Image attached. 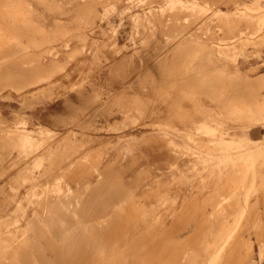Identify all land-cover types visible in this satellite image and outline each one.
<instances>
[{"label":"rangeland","instance_id":"374dc122","mask_svg":"<svg viewBox=\"0 0 264 264\" xmlns=\"http://www.w3.org/2000/svg\"><path fill=\"white\" fill-rule=\"evenodd\" d=\"M22 1L21 7L11 11L14 15H11L10 18L13 19V22L16 21L15 26L12 27L9 24L8 27L4 25L3 21L0 22L4 25V28L2 24V27L0 26V31L2 30L0 45H6V42L15 40L16 36H11L15 32L13 28L16 29L17 37H23L21 36L24 34L22 31L34 36L37 32L39 38L53 40L35 44L36 41L33 42L25 37L18 43L29 48L26 49L27 51L25 48L21 50H25L28 54L29 51H34L33 55L36 52H44L46 59L48 56L49 59H54L57 63L50 64L51 69L43 71L47 75L40 78L34 77V73H29L36 81L33 82L35 87L27 94L22 95L18 88L29 80L0 81L1 111L6 115L10 112V104L17 108L24 105L27 120L32 124H37L38 121L33 114L35 108L49 106L55 102L57 108L54 112H68L63 105L65 95L69 94L75 100L80 101L79 89L87 93L94 103H90V107L84 110L79 121L67 126H65V122L51 123L52 131L45 136V139L47 144L53 145V150L47 152L45 149L46 153L43 159L37 154L24 158L21 153L16 152L14 145L12 151L5 147L0 158V188H37L38 194L34 196L36 197L39 195L40 188L116 187L111 186L109 181L136 178L117 175L111 177L109 176L110 172L137 173L138 184L124 188L177 189V191L165 190L166 193L162 191L166 197L159 198V201L156 202L160 203L158 206L155 204L157 212L166 214L169 211L165 215L168 217L167 222L160 223L163 227L159 223L157 225L161 226L163 230L170 228V238H167L169 234L168 236L164 234L161 237L163 230H160L158 226L162 233L156 232L157 235L154 231L156 226L153 228L150 225L152 229L148 225L145 226L144 228L148 230L145 233V229H143L142 236L143 234L144 236L139 244V250L144 254L143 257L140 251V264H152V262L155 264H262L264 166L261 170L259 169L260 175L256 178V183L251 184L249 165L252 159L245 155L235 157L234 163L229 162V165L226 166L225 162H219L216 157L219 152L217 144L213 141V135L204 132L206 131L205 127L197 128L199 125L208 124L223 134H245L249 138H253L249 130L261 122L256 121L257 118L253 116V111L249 109V102L252 98L250 91L253 83H248L250 77L247 76V70L255 67L259 68L257 73L263 71L264 66L261 67V65H264V55L254 67L240 66L237 59L242 54L243 56H249V54L253 56L264 52V7L253 9L254 11L247 10L244 3H250L252 0H238V5H235L236 0H233L232 3H226L223 0L217 6L233 9V12H230V15L229 13L225 14L229 18L223 17V15L215 18L213 9L211 12L206 10L210 14L209 16L207 12L204 14L203 9L194 8L195 4L193 3L196 0H135V2L124 0V3L122 0H101V2L96 0V3L99 1L96 5L92 4L93 0H77V3L74 0ZM260 2L264 4V0H260ZM75 3L78 8L74 6ZM86 3L90 4L86 5ZM143 3L144 5H142ZM181 4L182 8L179 7ZM82 5L83 9H80ZM90 7L91 9H89ZM57 10L58 12H56ZM65 10L68 13L64 12ZM195 11H203V14ZM58 13L63 17L57 16ZM135 13H137V18ZM131 14H134L135 17ZM205 16L209 17L205 18ZM260 16H263V21ZM214 19L218 20L215 22ZM5 26L8 27L10 36L9 33H5L4 30L7 29ZM253 31L260 32L257 33L258 36L255 32L254 36ZM255 40L257 41L255 42ZM36 49L37 51H35ZM25 51L22 52L21 58L19 57L20 53V55L13 56L7 52L5 54L8 55V59L20 60L19 65L17 64L19 67L32 68L40 63L41 54L36 53L38 58L32 57L31 52L29 56H25ZM35 57L36 59H34ZM8 59L0 60V69L8 64ZM16 72L11 76L26 77ZM49 72H51L50 75H48ZM260 86L264 88L263 80ZM34 102L37 104L31 108L30 105ZM128 117L129 124L134 125L133 127L125 125L120 129L115 128L117 125L124 124ZM12 125L8 122L0 123V135L10 139L15 137L8 132H11V128L13 133L15 132ZM164 129L171 130L165 131ZM185 129H189L190 132ZM177 130L179 133L188 131L187 136L189 137L186 136V132L184 133L186 139L183 135L179 137ZM1 131L5 133L3 134ZM171 131L178 138L173 133L171 135ZM193 131L194 133L200 132L194 134ZM126 133L129 134L120 137L121 134ZM170 136L175 137L174 140L179 143L183 153H178V155L173 153L169 143ZM191 136H194L196 140H192ZM127 141H129L128 145ZM187 144L188 146H185ZM191 144L193 145L191 148L196 146L200 151L194 153V148L193 151L191 148L188 149ZM65 146H68L69 151L62 153ZM192 153L195 159H199L196 161L197 164H194L190 159ZM117 157L121 158L117 159ZM208 157L209 160L206 159ZM17 159L19 160L17 161ZM38 162H40L39 166H37ZM67 163L74 164L75 167L64 168L63 166L66 167ZM134 165H137L136 172L132 170ZM121 167L124 168L121 169ZM33 168L35 175L31 174ZM71 172L83 173L84 177L75 175L79 178L76 183L72 179ZM244 172L247 174L246 179L242 176ZM59 173H61V177L58 178L60 181L56 183ZM23 176H26L25 179ZM179 188H184L186 191L181 189L179 193ZM195 188H206L203 189L204 193H201L200 189L203 198L205 190L207 193L211 189L212 191L208 193L210 197H207L209 195L206 194L205 199H198V205L196 204L194 209L193 206L189 207L187 202L190 201L183 197L196 196L199 198V189L196 191ZM233 188H235L234 192ZM236 188H254V190L247 202L249 208L246 207L245 215L240 218V221L243 220L240 226L241 231L233 235L228 243L220 249L217 246L224 239L221 231L225 224H231L229 217L226 216L229 212L231 213L228 208L233 206L231 207L232 211L234 208L237 213L243 209V205L240 203L244 201H242L241 194L235 192ZM187 189L189 192L192 190L190 196ZM176 192L181 195H175ZM174 195L178 199L175 200ZM225 195L228 199L225 200L226 202L224 201V205L229 207L221 209V212H214L213 207L218 201L217 198L219 196L222 198ZM181 197L185 200V202L183 201L185 205L181 202ZM212 198H216V201ZM166 200L168 203L170 202L169 206H166ZM179 201L183 206L179 205ZM159 205L164 206V211ZM209 205L212 206L213 211L207 210L212 215H210L211 218L206 217V219L214 220V224L211 222L212 220L205 222V217L202 219L207 215L205 214L206 206ZM166 207H170V210ZM149 209L151 207L147 208V210ZM194 211L203 214H196ZM222 211L225 213L222 214ZM187 213H191V215L194 213L193 219L190 214L186 215ZM168 214L174 217L170 216L169 218ZM194 215L202 216L199 220L202 225L205 223V227L200 225V228L203 227L202 229L188 232L186 229L182 233L176 230L178 233L175 234V229L183 227L181 226L182 222L185 223L187 219L193 221ZM173 220L175 222L178 220L181 223L177 221L175 225ZM169 221L172 222L169 223ZM218 223L219 225L216 226ZM166 225H170V227ZM206 225L209 226L206 227ZM192 226L194 227V225ZM198 226L195 224V227L198 228ZM171 227L172 229L174 227L173 231H171ZM210 228L214 230L211 231ZM148 231L152 232V235H146ZM213 231L216 232L215 235L211 234ZM207 232L210 233L209 236ZM220 232L222 235L216 236ZM154 233L157 239L156 236L153 238ZM148 236H153L149 239L155 240L150 242ZM156 240L159 244H156ZM154 242L155 244H153ZM208 242L209 244L215 243L216 246H208ZM151 245L153 249L157 247L156 254L155 250L150 247ZM145 249L148 251L144 252Z\"/></svg>","mask_w":264,"mask_h":264},{"label":"bare ground","instance_id":"6f19581e","mask_svg":"<svg viewBox=\"0 0 264 264\" xmlns=\"http://www.w3.org/2000/svg\"><path fill=\"white\" fill-rule=\"evenodd\" d=\"M74 1L76 2L77 0H74ZM123 1L124 0H122V2ZM129 1H127V2H129ZM131 1L135 2V0H131ZM139 1H143V0H139ZM232 1L233 0H224V2H226V3H232ZM49 2H51V1H49ZM97 2L99 3V1H97ZM100 2H101V0H100ZM219 2L222 3L223 0H203V2H202V0H196V1H194V3L193 2L192 3L195 4L194 8L203 9L205 11L204 14L208 10L211 12V10L213 9V13H214L213 15L215 18H217L219 16L221 17L222 15L224 17L226 13H229V15H230V12L231 13L233 12L232 11L233 9H224V8L218 7L217 4ZM76 3L74 6H76ZM90 3H86V5L87 4L89 5ZM93 3L95 5L98 4V3H96V0H95V2L93 0L92 4ZM140 3H142V2H140ZM22 4H23L22 0H0V22L3 21L4 25H7L8 27H9V24H11L12 27L15 26L16 21L14 20V22H13V19L10 18L11 15H14V13H11V11L12 10L14 11V9L17 7H21ZM52 5H54V4H52ZM138 5H139V3H138ZM142 5H144V3ZM235 5H238V0H236ZM152 6H153V4H152ZM215 6H217V7H215ZM244 6H245V8H247V10L248 9L253 10V9H259V8L262 9V7H264V4H262L260 2V0H252L250 3H244ZM179 7L182 8V4ZM73 8H75V7H73ZM173 8H174V6H173ZM68 9L69 8H67V10ZM70 9L72 10L71 7H70ZM80 9H83V5H82V7H80ZM89 9H91V7ZM152 9H154V8H152ZM52 10H54V9H52ZM58 10L60 11V9H58ZM58 10L56 12H58ZM74 10L76 11L77 9H74ZM68 11L65 10L64 12L68 13ZM152 11H155V10H152ZM71 12H70V14H71ZM78 12H79V10H78ZM195 12H197V11H195ZM198 12H200V11H198ZM236 12L238 13L237 7H236ZM261 12H262V10H261ZM60 13H62V12H60ZM200 13L203 14V11ZM74 14H76V13L74 12ZM80 14H83V13H80ZM135 14H136V18H137V13H135ZM131 15L134 16V14H131ZM263 15H264V13H263ZM57 16H62V15L59 14ZM71 16H72V14H71ZM209 16H210V14H209ZM208 17L205 16V18H208ZM225 17L229 18L228 16H225ZM260 17L262 18L263 16H260ZM260 17H258V19H260ZM59 19H61V18H59ZM214 20L216 22L218 19L217 20L214 19ZM260 20H259V23H260ZM262 21H263V18H262ZM56 22H58V21H56ZM3 23H1V24L3 25ZM77 23H78V21H77ZM1 24H0V26H1ZM60 24H61V22H60ZM4 25H3V28H4ZM66 25H67V23H66ZM7 26H5V27H7ZM8 27H7V29H5V30L3 29V30L5 31V33H9V36H10L11 33L8 30ZM13 29L15 30V32H13L14 35H12L13 34L12 33L11 36L12 37L16 36L15 40L14 41H8L9 43L6 42V45H3V44L0 45V58L1 59L2 58L8 59V57H7L8 55L6 56V54H5L6 52L10 53L13 56V55L19 54L21 49H24V48H25V50L28 49L29 48L28 46L23 47L18 43V41L20 42V40L25 38V37L29 38V40H31L33 42L36 41L35 44H39L40 42H43V41L53 40V39H49V38H39L37 35V32H36L35 36L32 34L29 35V33H27L26 31H22V33L24 32V34L21 35L23 37H17L16 29L15 28H13ZM255 32L257 34L260 31H255ZM255 32L253 34L254 36H255ZM257 36H258V34H257ZM5 38H7V37H5ZM234 40H235V38H234ZM256 41L257 40H255V42ZM0 42H1V40H0ZM253 42H254V40H253ZM36 47H37V45H36ZM25 50H23V51H25ZM23 51L21 50V53H20L21 55L19 54L20 58L22 56ZM26 51L24 52L25 56L26 55L29 56L31 51H29V54H28V52L26 53ZM35 51H37V49ZM33 52H31L32 57L36 56L38 58V56L36 55V53H37V54H41V55L43 54L42 58H45L42 60L41 55H40V60H39L40 63L37 64L35 67H32V68L19 67L18 62L20 60L15 61L14 59L9 58L8 64L1 67V69H0V81H2V82L24 81V80L27 81V80H29V82H26L24 85H22L18 88V90H20L22 95L27 94V92L29 90H32V88L35 87L34 86L35 84L33 82H35L36 80L34 81L33 80L34 78L31 77V75L29 73H34L35 74L34 77L40 78L44 75H47V74H44L43 71L51 69L52 66H50V64L54 65L55 63H57L56 60L54 61V59H49L48 56L46 59V56H44V52H39V53L36 52V53H34L35 55H33ZM10 54H9V56H10ZM23 56H24V54H23ZM36 57L34 59H36ZM262 66H264V65H261V67ZM252 67H254V66H252ZM258 69L259 68L254 67L252 69L247 70V76L250 77V79H248V83H253V85L251 87V91H250V95L252 96V98H251V101L249 102L250 106L249 105L248 106H249V109L253 111V116H255L257 118L256 121L263 122L264 121V88L262 87L263 84H262V86H260V84H261L262 80L264 81V70L260 71V73H257ZM15 71H17L16 73L23 74L26 77L11 76L12 74H15ZM51 72H49L48 75H50ZM253 75H255V76H253ZM78 94L80 96L81 102L75 100L69 94L65 95L63 105L66 108V110H68V112H66V111H64V113H62V111L48 112L46 118H44V119L36 117V119L38 121L37 124H32V123H30L29 120H27L26 113H25L26 107L24 105H22V107L20 106L17 108V107H14L10 104V107H9L10 112H9V114H6V115L0 109V123L6 124V122H8V124H13L12 126L14 127V130L16 132V133L15 132L13 133L12 128H11V132L8 131L9 133L13 134V136H15V137H12L11 139L10 138H4L0 135V158H1L2 151H5L4 150L5 147H7V150L12 151V147L15 146L16 152H19V154L21 153L22 156H24V158L28 155L31 156V155L37 154V155L41 156L40 157L41 159H43L46 151L52 152V150H53L52 146L53 145L51 143L47 144V140L45 139V136L49 135L52 131V129L50 127L51 123L56 124L59 122H65V126H67L70 123H74L75 121H79L81 119V115L84 114V110H86L90 107V103L91 104L94 103V100L90 99L89 95H87V93H85L81 89L78 90ZM36 104L37 103H35V102L32 103L30 105L31 108H34L36 106ZM255 112H257V113H255ZM125 125H129L131 127L134 126V125L129 124V117H128V120L126 118L124 124L117 125L115 128L120 129V128L124 127ZM1 127H3V126H1ZM203 127H205V129H206V131H204V132H207V134H209V135L210 134L213 135V139H214L213 141L215 142V144H217V149L219 152L218 153L219 155L216 156V157H218L219 162H225V165L227 166V165H229V162L234 163L235 157H240V156L245 155V156H248L252 159V162L249 165V169L251 171L250 172L251 184L256 183V178L258 177V175H260L258 173L259 169L261 170L264 166V136L259 137V138H249L245 134H229V133L223 134L222 132L217 131L216 128L211 127L208 124L199 125L197 129H201ZM173 128H175V127H173ZM178 129H181V128L178 127ZM164 130L169 131L171 129H164ZM185 130L189 131V129H185ZM188 131H184V133L186 132V136L190 132V131L189 132ZM200 131L203 132L202 130H200ZM200 131H198V132H200ZM1 132L3 133V131H1ZM158 132H161V131H158ZM170 133L172 135L173 132L171 131ZM184 133L182 131H181V133H179L177 130V135L179 137H181L183 135V137H185V139H186V136H184ZM191 133H192V130H191ZM193 133H194V131H193ZM197 133H194V134H197ZM14 134H16V135H14ZM128 134L126 133L123 135L122 134L121 135L119 134V135H120V137H122V136H127ZM7 136H9V135H7ZM162 136H164V135H162ZM174 136L177 137L176 134H174ZM174 136L169 137V143H170V146L172 147L173 153L178 155V153H183V152L181 151V148H180L181 146L179 147V145H178L179 143H177L174 140V138H175ZM187 137H189V136H187ZM190 138L192 140H196L194 136H191ZM187 143H188V141H187ZM128 144H129V141H127V145ZM188 144H190V143H188ZM188 144L185 146H188ZM192 146L193 145L191 144V146L188 149H190ZM193 148H191V150ZM196 148L197 147L195 146L194 153L200 151V150H198V148L196 150ZM45 149H46V151H44ZM68 151H69L68 146H65L63 148L62 153H67ZM184 152H185V150H184ZM63 155H65V154H63ZM15 157H17V155H15ZM146 157H148V156H146ZM193 157H194V155L192 153V157L190 159L192 160V162L194 164H197L196 161H198L199 159L197 160V159H195V157L194 158ZM61 158L63 159V157H61ZM120 158L121 157H117V159H120ZM206 159L209 160L210 158L208 157ZM18 160L19 159H17V161ZM39 163L40 162L37 163V166L40 165ZM72 163H74V161H72ZM11 164H13V163H11ZM73 165L68 164L66 167L65 166H63V167L66 169L71 168V167L74 168L75 166H73ZM123 168L124 167H121V169H123ZM9 169H11V168H9ZM128 169H130V168H128ZM136 169H137V165H134L132 167V170L134 172H136ZM71 170H73V169H71ZM31 171H32L31 174L35 175L34 168L31 169ZM71 175H72V179H74L76 183L78 182L79 178L75 175L84 177L83 173L75 174V173L71 172ZM116 175L121 176V177L125 176V178L129 177V178H136V179H133V180H116V181L112 179L111 181H109V184L111 186H116V187H111V188H40L41 190L39 192V195L36 197H34V196L38 194L37 188H0V264H140L141 263V258H140V256H141L140 251L141 250H139V244H140V240L144 236V234L142 236L143 229H145L144 227L147 225L148 226L151 225L154 228L156 226L154 228V231H155V233L157 232L159 234L161 231H159V229H158L159 225H157V223L160 224L161 222H165V221L167 222V220H168V217H165V215L167 213H169V211L166 212V210H165L166 214L159 213L156 211L155 204L158 206V204H160V203H156V202L159 201V198L160 197H166L165 196L166 194H164V193L162 194V191H164V192H165V190H173V191L176 190L177 191V189H171V188H124V187H129L132 185H137L138 184V180H137L138 174L130 172V171H128L126 173L118 172V171L109 173V176H111V177H114ZM242 176L244 179H246L247 178L246 172L242 173ZM25 177H24V179H25ZM59 177H61V173L57 174V180H56L57 182L55 181L56 183H58V181H60V180H58ZM181 189L179 188V191H178L179 193H180ZM189 189H192V188H189ZM189 189H187V191ZM198 189H199L198 193H200L201 190H202L201 193H204L203 189H206V188H203V189L197 188L196 191ZM207 189H210V188H207ZM234 189L235 188L232 189L233 192H234ZM182 190H184V188ZM216 190H219V189H216ZM216 190H215V192H216ZM252 190H254V188H236L235 192L238 193L239 195L241 194L242 201L245 202V203L244 202L240 203L241 205H243L242 206L243 209L239 213H237L234 210V208L232 211L231 207H233V206L228 208L229 206L227 207L224 205V203L226 202L225 200L228 199V197L226 195L222 198H220V196H219L220 199L216 197L218 199V201L216 204L213 203V204H215L213 207L214 212H216V213L221 212V209H225V207L228 208V211H229V209L231 211V213L229 212L226 215L229 217V222L231 224H228V223L225 224L223 227V230L221 231L222 234L224 235L223 236L224 239L221 240V242L217 246L220 249H222L228 243V241L231 239V237L233 235H235L239 231H241L240 226H241L243 220L240 221V218L245 215L246 207H247V209L249 208V206H247V202L251 197ZM184 191H186V189ZM191 191L192 190H190V192ZM196 191H195V193H196ZM210 191H212V189ZM210 191H208V193ZM190 192L188 191L189 196L191 195ZM195 193H194V196H195ZM198 193H197V196H198ZM201 193L199 194L200 196H201ZM208 193L205 190V194H203L204 198H203V196H201V198H200V196H198L199 198H197L196 196L195 197L191 196L190 198H188V196H186V197L184 196L183 198L188 199V201H190V202L186 201L187 203H189V205H190L189 207H192V206L194 207L198 203V199L199 200L202 198L205 199L206 196L209 195ZM175 195L180 196L181 194H177V192H176ZM175 195H174V197L176 200L178 198H176L177 196H175ZM207 197H210V195ZM213 197H215V196H213ZM183 198H182V201L180 200V198H179V200L181 202H183V201L185 202V200ZM212 199H214V198H212ZM210 200L208 201L209 203H210ZM180 201H179V203H180L179 205H181ZM165 202H166L165 203L166 206H169L170 202L168 203V200H166ZM200 204H199V206H201ZM184 205H185V203H184ZM186 205L188 206V204H186ZM181 206H183V204ZM181 206H179V208H182ZM187 206H186V208H187ZM212 206H210V205L206 206L207 208L204 206L206 208L205 214H207V215L203 216V217L201 216L202 219L204 217H205V219H206V217L211 218L210 215H212V214L209 213V211L210 210L213 211ZM148 207H151V209H153V210H151V209L147 210ZM163 207L164 206H162V208ZM170 207H172V206H170ZM204 207H203V210H205ZM162 208H160V209H162ZM166 208L169 209L168 207H166ZM164 209L165 208H163L162 211H164ZM194 209H195V207H194ZM196 209H197V207H196ZM177 210H179V209H177ZM188 210H190V209H188ZM207 210H209V211H207ZM223 211H222V214L225 213ZM194 213L197 214L199 212L194 211ZM189 214H190V217L193 219V216H192L193 214L191 215V213H187L186 215H189ZM199 214L202 215L203 213H199ZM163 215H164V217H163ZM167 216H169V214ZM170 216H173V215L170 214ZM170 216H169V218H170ZM194 216H195L194 217L195 219L193 221L190 219H187L185 223L182 222L184 225L182 224L181 226H183V227L180 226L181 228H179V229L176 228L175 232H176V230H179V233H182V231H184L186 229H187V232L190 230H194V229L195 230L196 229H198V230L202 229L203 227L200 228V225H202V223L199 220L201 217L198 216L199 217L198 218L196 215H194ZM221 216H223V215H221ZM178 217H180V216H178ZM214 217L216 218L217 216H214ZM214 217H212V218H214ZM209 218H207V219H209ZM207 219L205 220V222L208 221ZM171 220H172V217H171ZM178 220H176V222ZM204 220H203V222H204ZM211 220L212 219H210V221ZM210 221H208V222H210ZM213 221L214 220H212L211 222L213 223ZM170 222H172V221H169V223ZM174 222H173L172 226L174 225ZM176 222H175V225H176ZM191 222H193V223H191ZM179 223H181V222H179ZM195 224H196V226L199 225L198 228L195 227ZM192 225H194V227ZM204 225H205V223H203L202 226H204ZM218 225H219V223L216 226H218ZM151 226H150V228L152 229ZM161 226L163 227V225H161ZM161 226L159 228H160V230H163ZM166 226L170 227V225H166ZM166 226H164V227H166ZM208 226L206 225V227H208ZM151 229H149V230L151 231ZM157 229H158V231H156ZM164 229H166V228H164ZM171 229H172V227H171ZM173 229H174V227H173ZM173 229L171 231H173ZM146 230H148V229H145V231H144L145 233H146ZM212 230H214V229H211V231ZM162 232H161L162 233L161 237L164 234H167V236L169 234V237H167V238L168 239L170 238V234H171L170 228L163 230ZM221 232L217 233L216 236L218 235V237H219ZM151 233H149V231H148L146 235H150ZM155 233H154V237L148 236V239L152 238V237L155 238V236L157 235V233H156V235H155ZM177 233L178 232H176L175 234H177ZM212 233H214V231L211 232V234ZM215 233H214V235H215ZM209 234L210 233H208V236H209ZM144 238H143V240H144ZM156 239H157V236H156ZM163 239H164V237H163ZM208 239H209V237H208ZM154 240L155 239H151L150 242H153ZM205 241H207V240H205ZM159 242H160V240H159ZM210 242H212V241L210 240ZM144 244H145V242L143 243V245ZM153 244H155V242ZM156 244H159V243H157V240H156ZM207 244H208V246H213V245L216 246L215 243L209 244V242H208ZM146 245H147V243H146ZM152 245L150 246L151 248H152ZM170 245H171V243H170ZM143 247L145 248L146 246H143ZM140 249H143V248H140ZM155 249H157V247L154 248L153 250H155ZM147 251L145 249L144 252H147ZM150 251H152V250H150ZM246 251H248V250L246 249ZM148 253H145V254H148ZM141 254H142V251H141ZM155 254H156V250H155ZM142 255L144 257V254H142ZM261 258L264 259V249L261 252ZM152 264H155V262H152Z\"/></svg>","mask_w":264,"mask_h":264},{"label":"crops","instance_id":"0c3cea01","mask_svg":"<svg viewBox=\"0 0 264 264\" xmlns=\"http://www.w3.org/2000/svg\"><path fill=\"white\" fill-rule=\"evenodd\" d=\"M263 55H264V52L260 55H253V56L252 55L250 56L249 54L248 57L246 55L243 56L242 54L238 57L237 61L240 66L252 67L257 64V62L260 60V58H262ZM56 108H57V105L54 102V103L49 104V106H39L35 108L33 110V114L36 117L44 119L46 118L48 112H54ZM249 132L253 138L263 137L264 136V121L250 128ZM262 264H264V259L262 261Z\"/></svg>","mask_w":264,"mask_h":264}]
</instances>
